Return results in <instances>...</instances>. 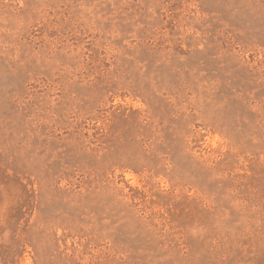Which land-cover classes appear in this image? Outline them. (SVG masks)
<instances>
[{"label":"rangeland","instance_id":"374dc122","mask_svg":"<svg viewBox=\"0 0 264 264\" xmlns=\"http://www.w3.org/2000/svg\"><path fill=\"white\" fill-rule=\"evenodd\" d=\"M0 264H264V0H0Z\"/></svg>","mask_w":264,"mask_h":264}]
</instances>
